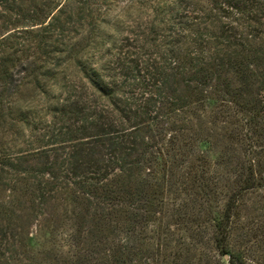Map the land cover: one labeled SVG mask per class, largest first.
<instances>
[{"label": "trees", "instance_id": "1", "mask_svg": "<svg viewBox=\"0 0 264 264\" xmlns=\"http://www.w3.org/2000/svg\"><path fill=\"white\" fill-rule=\"evenodd\" d=\"M263 217L264 0H0V264H264Z\"/></svg>", "mask_w": 264, "mask_h": 264}, {"label": "rangeland", "instance_id": "2", "mask_svg": "<svg viewBox=\"0 0 264 264\" xmlns=\"http://www.w3.org/2000/svg\"><path fill=\"white\" fill-rule=\"evenodd\" d=\"M116 8H117V9L114 11L116 15L123 14L124 11L127 9V7L125 6V3H123V2H119V3L117 4V7H116ZM136 14H137V12H135V16H136ZM117 34H118L117 36H119L120 33H117ZM123 34H124V33H123ZM21 102H22V101H21ZM21 104H22V103H21ZM23 105H24V104H23ZM253 205H254L253 202H252V201H249V202H248L249 210L246 209V210L243 212V215L247 216V214H249V211H251L253 215H258L259 213H261L260 211L255 210V209L253 208V207H254ZM260 219H264V217H263V218H260ZM36 229H37V228L34 227V231H36ZM260 253H261V255L263 254V256H264V250L261 251Z\"/></svg>", "mask_w": 264, "mask_h": 264}]
</instances>
